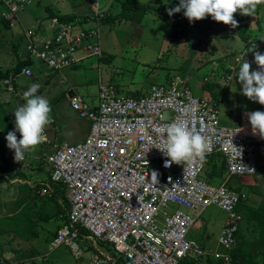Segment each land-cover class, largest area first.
<instances>
[{
	"label": "built area",
	"instance_id": "obj_1",
	"mask_svg": "<svg viewBox=\"0 0 264 264\" xmlns=\"http://www.w3.org/2000/svg\"><path fill=\"white\" fill-rule=\"evenodd\" d=\"M87 1L92 15L85 23L96 26H84L79 18L67 23L53 18L57 29L48 38L24 30L21 61L38 60L58 72L100 57L99 22L106 18V8L104 0ZM30 3L0 0V18L14 29L21 25L20 15ZM22 76L32 78V68L24 66L10 73L3 81L6 91L14 93V83ZM230 80L227 77L226 82ZM71 108L90 122V130L80 143L54 145L46 158L50 182L64 188L69 205L64 224L51 241L53 248L66 246L76 254L79 243L91 239L105 244L115 259L130 264H183L188 258L208 256L231 262L242 222L237 208L245 197L230 181L256 174V146L264 144L248 122L252 111H242L238 126H226L216 101L195 96L180 78L154 86L140 97L120 96L112 85L100 86L96 106L72 97ZM174 120L187 121L192 131L207 137L203 159L164 166L168 158L160 149L166 136L159 129ZM10 152L6 147L3 154L9 157ZM214 155L225 162V175L218 184L217 177L200 179ZM48 192L51 187L43 190ZM211 206L221 209L227 218L217 241L219 249L207 253L188 233ZM82 231L88 235L83 237ZM112 261L100 254L91 264Z\"/></svg>",
	"mask_w": 264,
	"mask_h": 264
},
{
	"label": "rangeland",
	"instance_id": "obj_2",
	"mask_svg": "<svg viewBox=\"0 0 264 264\" xmlns=\"http://www.w3.org/2000/svg\"><path fill=\"white\" fill-rule=\"evenodd\" d=\"M123 1L119 0L116 10L113 11L114 14L120 10L119 6ZM138 1L152 8L163 10L172 0ZM26 8L20 15V22L24 23V27L19 24L16 29L0 33V44H4L0 52V66L4 70L13 67L17 62L14 52V45L18 40L16 35H19L17 28L23 32V28L41 26L45 31L44 34H48L52 11L64 14L84 13L85 17L92 15L87 0H31ZM237 14L239 21L235 27L214 21L207 15L196 24L182 21L179 25L172 26L166 23L162 16L154 13L146 14L138 25L125 21L99 22L102 50L100 57L94 56L75 70L64 71L68 77L66 80L61 77V74L36 79L33 75L24 87L28 88L32 83L41 85L37 94L48 100L49 115L55 120V125L62 128L63 134L64 125L81 122L77 117L78 114L70 106L69 91L80 95L89 106H96L101 85H112L117 90L119 85H123L126 90L127 87L132 86V83H137L143 86V93H147L153 86L168 84L176 78L186 82L195 96L210 97L214 101L217 99L211 94V89L215 91L216 88L220 89L222 92H220L219 100L216 101L220 119L230 126L240 118L239 115L243 110L264 111V105L240 94L241 85L234 71L243 55L242 59L250 64V71L256 69V64L253 62V51L264 52V41L257 39L258 36L264 35V3L257 5L256 12L252 16L240 15L238 11ZM239 24H249L246 40H241ZM88 25L96 26L95 23ZM253 44L255 45L253 51H248ZM24 48L25 40L22 39L20 51L22 52ZM34 65L35 70L41 68L39 62ZM227 77H231L229 82H226ZM199 92L202 94L199 95ZM23 93L24 91L18 93V96L13 93V95L9 94L15 100L12 104L14 109L24 103ZM8 103L6 105L10 107L11 102ZM55 125L46 124L45 132L46 129L54 128ZM69 138L71 139L67 140L68 143H77L75 140L78 138ZM42 151L46 155L37 158L36 162L30 163L25 160L17 168H11L10 164L6 165L7 157L0 149L1 156H4L0 164L6 165L1 166L4 169L3 172L0 171V216L14 213L15 201L22 198L18 194L17 187L15 188L16 184H19L16 182L18 179L15 178L18 172H23L26 175L23 181L32 185L36 182L48 181L49 168L44 159L50 151L45 145V147L36 149L35 154L40 155ZM256 156L258 168L259 165H264V144H257ZM210 168L209 165L207 170ZM219 170L223 172L221 166ZM206 171L200 179L206 180ZM11 176L14 179H11ZM220 181L221 178L216 179V184ZM230 183L240 187L238 180L230 181ZM260 189L258 187V191ZM244 196L248 197L250 204L253 205H258L262 201L259 197L260 193L252 194L250 190L246 191ZM29 200L34 209L43 206V209L53 217L48 222H39L38 238L23 240L13 234L3 235L0 238V259L8 260L13 264H89L94 254L91 250L94 248L92 240L84 241L83 246L85 247L82 249L80 247L79 253L76 254L66 246L58 248L51 246L55 233L62 226L61 221L58 220V208L63 209L64 205L60 203L57 207L55 203L50 205L49 201L45 202L43 197ZM226 218L227 215L221 209L211 206L190 229L188 238L203 241L207 248L215 252ZM243 232L246 238L254 235L251 225L244 224ZM97 246L100 247L99 244Z\"/></svg>",
	"mask_w": 264,
	"mask_h": 264
},
{
	"label": "clouds",
	"instance_id": "obj_3",
	"mask_svg": "<svg viewBox=\"0 0 264 264\" xmlns=\"http://www.w3.org/2000/svg\"><path fill=\"white\" fill-rule=\"evenodd\" d=\"M261 3H264V0H178V4L167 9V12L171 16L183 10V16L189 23L203 19L207 15L214 21L235 27L237 21L233 18V13L238 11L240 15L252 16L257 5ZM257 39L264 41V35L258 36ZM254 48L253 44L248 51H253ZM242 57L234 70L235 77L241 85L240 94L264 105V52L253 51V62L257 68L251 71L249 62ZM40 87L39 83L30 84L23 93L24 103L13 110L14 127L5 135V141L6 147L13 150L16 161L23 159L26 151H31L45 139L43 131L45 125L50 122V107L48 100L37 94ZM247 119L253 134L258 133L260 138L264 139V111L249 112ZM159 131L164 132L166 136L164 146L160 149L168 158L164 161L165 167L171 163L181 164L194 158L203 159L208 150L207 137L192 131L187 121L174 120ZM16 133H19V139ZM153 174L156 178V173Z\"/></svg>",
	"mask_w": 264,
	"mask_h": 264
},
{
	"label": "trees",
	"instance_id": "obj_4",
	"mask_svg": "<svg viewBox=\"0 0 264 264\" xmlns=\"http://www.w3.org/2000/svg\"><path fill=\"white\" fill-rule=\"evenodd\" d=\"M178 4V0H172L165 9L161 10V8H152L149 5H145L140 3L138 0H124L120 5V10L116 14H108L104 19V22H132L139 24L143 17L148 13H154L157 16H162L164 21L169 25L176 26L179 25L180 22L185 21L189 22L186 17L183 16V10L178 13H173L171 16L168 15L167 9H171ZM51 17H57L60 22H70L75 19L74 16L69 15H60V14H50ZM233 18L239 21V17L237 12L233 13ZM201 20V19H200ZM200 20H193L191 24H196ZM239 35L241 40H246L247 33L249 31V24H239L238 25ZM2 31L9 32L11 28L9 24L2 18H0V33ZM4 44H0V52ZM18 45H14V52L17 57L18 56ZM32 60L27 59L25 61H21L18 58V61L12 68L4 70L0 66V148L5 144V135L8 131L12 130L14 117L10 115L6 108V103L4 102L2 96L7 91L4 89L3 81L10 76V73L19 72L24 66H31ZM257 68V65H256ZM221 91V90H220ZM219 94H214V96H218ZM217 101V100H216ZM216 160V162H215ZM210 165V170H207L206 179L213 180L215 177L223 178L225 175V162L224 159L220 155L212 156L208 161V166ZM223 169V172H220L219 167ZM3 169L0 166V171L3 172ZM16 177H19L21 180H25L26 175L23 172H18ZM11 179H14L11 176ZM246 178H240L238 181L240 185H243V180ZM10 181V180H9ZM18 189V194L22 197L19 200H16L14 205L15 214H8L5 216H0V238L6 234H13L23 240H29L32 238L39 237V222H48L53 216H50L45 212L43 206L37 209H34L30 200L32 198H38L40 195L36 194V190L39 186L36 185L35 188H32L27 183H19L16 184L15 188ZM57 189V188H56ZM59 189V188H58ZM39 191V190H38ZM38 193V192H37ZM31 194V195H30ZM28 195V196H26ZM51 200L52 203H56L55 200L56 195ZM63 196V195H62ZM64 198V196H63ZM64 202H66L64 198ZM68 204V203H67ZM238 212L244 213L245 220L248 224L251 225L253 233L256 235L253 240L250 242L246 241L243 237L242 229L237 233V247L231 252V264H264V202L260 204L258 207H250L246 205H240L237 208ZM58 211L61 212L58 208ZM82 236H87V232L82 231ZM257 233V234H256ZM86 240V239H85ZM240 240V241H239ZM99 246H105V244L98 242ZM100 246V247H101ZM16 257V256H14ZM17 258V257H16ZM122 260V259H121ZM123 261V260H122ZM124 262V261H123ZM0 264H13L8 260H1ZM124 264H130L125 262ZM208 264H213L212 261H209ZM220 264H223L220 261Z\"/></svg>",
	"mask_w": 264,
	"mask_h": 264
},
{
	"label": "crops",
	"instance_id": "obj_5",
	"mask_svg": "<svg viewBox=\"0 0 264 264\" xmlns=\"http://www.w3.org/2000/svg\"><path fill=\"white\" fill-rule=\"evenodd\" d=\"M31 1V0H30ZM118 2H119V0H104L103 1V3H104V7L106 8V17H107V15L108 14H114V10H116V7H117V4H118ZM119 8H120V6H119ZM27 9V8H26ZM118 12V10L116 11V13ZM51 13H54V14H60V15H69V16H74L75 17V19H78V18H80V17H82V16H84V13L82 14V13H78V14H64V13H61V12H54V11H52ZM79 16V17H78ZM53 18H57V17H51V15H50V21H51V25H49V28H48V30H47V32H48V34H44V29H42L41 28V26H38V27H33V28H23V32H24V30H35V31H37V33L39 34V36H41L42 38H48V37H50V36H52L55 32H56V29H57V24H55L54 22H53ZM86 18H87V16L85 17H83L82 19H81V22H82V24H84V26H89L88 24H90L91 22H88L87 24L85 23V22H87L86 21ZM58 19V18H57ZM21 23V22H20ZM62 23H65V22H62ZM107 23H110V22H107ZM24 25V23L22 24L21 23V27H24L23 26ZM138 25V24H137ZM14 29H16V28H14ZM18 29V34L19 35H16L17 37H18V40H17V42H16V44L18 45V56L19 57H16L17 58V61H18V58H20V55L22 54H25V48L23 49V51L21 52L20 51V42H21V40L23 39V36H22V34H23V32H21V30H19V28H17ZM11 30H13V29H11ZM15 44V45H16ZM25 45H26V43H25ZM263 49H264V43H263ZM21 52V53H20ZM16 56V55H15ZM90 58H92V57H90ZM29 59V58H28ZM87 59H89V58H87ZM86 59V60H87ZM21 60V59H20ZM86 60H84L82 63H80L79 65H77V66H73V67H70V68H64V69H62L61 71H58V72H52V71H50V70H48L40 61H38V60H32V65L30 66L31 68H32V71H33V75L34 76H36L35 77V79L37 78V77H39V78H44V77H46V76H48V77H50V76H52V75H55V74H61V77L63 78V79H67L68 77H67V74H66V72H64V71H67V70H75L77 67H79L81 64H83ZM36 62H39L40 64H41V68L40 69H37V70H35V63ZM12 68V67H11ZM9 69V68H8ZM6 70V69H5ZM74 75V74H73ZM32 78H33V76H32ZM23 79V80H22ZM31 80V78H26V77H20V78H18L17 80H16V82L14 83V95H17L18 93H20V92H23V91H26V89L27 88H25L24 86H25V84L27 83V81L28 80ZM66 82H68L69 83V81H66ZM102 86V85H101ZM189 86V85H188ZM121 87H123V85H119V87H118V90L117 91H119V93H118V95H120V94H122V95H124V96H126V97H129V96H131V97H140V96H144V95H147V94H149V92H147V93H143V86H141L140 84H137V83H132V86H129V87H127L126 88V90H125V88L123 87V88H121ZM154 87V86H153ZM152 87V88H153ZM100 88V87H99ZM4 89L6 90V88L4 87ZM220 92H222V91H220V89H218V88H216V91H215V89H211V94L214 96V94L216 93V94H219L218 96H217V100H219V96H220ZM13 95L12 93H10V92H8L7 91V93H4V95L2 96V98H3V100H4V102H6V104L8 105L9 103L8 102H11V106L10 107H8L7 105H6V108H7V110H8V112H10V114H11V116H13V110H14V107H13V103H14V101L15 100H13L12 99V97L10 96V95ZM69 99H70V106H71V100H72V97H80V95H76V93H74L73 91H69ZM199 95H201L202 94V92L200 93H198ZM18 96V95H17ZM121 96V95H120ZM198 97H201V96H198ZM216 97V96H215ZM82 98V97H81ZM202 98V97H201ZM83 99V98H82ZM15 105H17V104H15ZM20 105V104H19ZM11 111H10V110ZM244 111V110H243ZM241 113H242V111H241ZM77 114V113H76ZM241 115V114H240ZM240 115H239V117H240ZM14 117V116H13ZM77 117L81 120V122H76V123H74V124H70V125H68V126H70V127H68V126H66V125H64V129H65V131H64V134L62 133V128L61 127H57L55 124V120L51 117V115H49V123H51V124H53V125H55V127L54 128H48V129H46V135H45V139H44V141L43 142H41L40 144H38L37 146H35L31 151H26L25 153H24V155H23V161H25V160H27V161H29L30 163H34V162H36L37 161V158H40L41 156H45L46 154L44 153L43 154V151L41 152V154L40 155H38V154H35V150L36 149H40V148H42L43 146L45 147V145H47V148L49 149V151H50V153H49V155L53 152V150H54V145H59V144H61V143H64V142H66V143H68L67 142V140H70L71 138H69V137H76V138H78L77 140H75L77 143H80V142H82L87 136H88V133H89V130H90V122L88 121V120H86V119H82V118H80L78 115H77ZM222 122V121H221ZM239 123H240V118H238L236 121H234V123L232 124V125H230V126H238L239 125ZM222 124H224V125H226V126H228L227 125V123L226 122H222ZM16 136H17V139H19L20 138V135H19V133H16ZM77 143H75V144H77ZM69 144H71V143H69ZM0 149H2L3 151H5V149H6V142H5V144L0 148ZM48 156V155H47ZM1 158L3 159L4 158V156L2 157L1 156V152H0V160H1ZM47 158V157H46ZM46 158L44 159L45 161H46ZM264 158V157H263ZM6 165L7 164H10V166H11V168H17L18 167V165L19 164H21L23 161L22 160H20V161H16V160H14V154H13V150H11V152H10V154H9V157H7V159H6ZM6 165H3V164H0V166H6ZM48 166V165H47ZM48 168H49V166H48ZM49 171V173H48V175H49V177H48V181L47 180H44V181H40V182H36V184H34V185H32V184H30L29 182H27V181H23V180H20L18 177H15V178H17L18 180L16 181V182H19V183H27V184H29V186L30 187H32V188H35L36 187V185L37 186H39V188L36 190V194H38V195H40V197H43L44 198V200H46L45 202H47V200L48 199H52L54 196H52V195H56L55 196V200L57 199V201H56V203H55V205H56V207H57V205L59 206V203L61 204V205H64V208L62 209V208H59L60 210H62L61 212H59V219L58 220H60L61 221V223H62V225L64 224V218L66 217V215L68 214V212H69V205L67 204V203H65L64 202V198H65V200H66V197H65V190H64V188L60 185V184H55V183H51L50 182V169H48ZM17 173V172H16ZM244 182H243V185H240V187L238 188V191L240 192V193H242L243 195H244V193H246V191H248V190H250L251 191V193L252 194H259L260 193V196L259 197H261L262 198V201L258 204V205H253V204H250V200H248V197L246 198L245 196V198L242 200V202H241V204L240 205H246V206H250V207H253V208H255V207H258L260 204H262L263 202H264V187H263V184H264V165H259V167L257 168V171H256V174L254 175V176H252V177H246V179L245 180H243ZM16 182H14V183H16ZM261 185V186H260ZM47 187H51V189H52V192H48L47 194H44L43 193V190L45 189V188H47ZM258 187H260L261 189H260V191L262 192H260V191H258ZM55 188V189H54ZM57 188V189H56ZM59 188V189H58ZM15 190V189H14ZM39 190V191H38ZM38 192V193H37ZM64 196V198H63V196ZM250 201V202H249ZM53 201H49V204L50 205H53V203H52ZM67 202V201H66ZM48 203V202H47ZM239 205V206H240ZM239 206H238V208H239ZM44 208V207H43ZM210 208V207H209ZM207 210V209H206ZM205 210V211H206ZM204 211V212H205ZM45 212H46V210H45ZM204 212L202 213V215L200 216V218L199 219H201V217L203 216V214H204ZM47 214H49L50 216H52L49 212H46ZM241 216H242V222H241V225H240V229H242V231H243V226H244V224H247L248 226L250 225V224H248L247 222H246V220H245V216H244V213H242V212H240L239 213ZM52 219V218H51ZM199 219H197V221L199 220ZM196 221V222H197ZM195 222V223H196ZM225 225V224H224ZM62 227V226H61ZM224 227V226H223ZM58 231V230H57ZM222 232V231H221ZM56 234V233H55ZM221 234V233H220ZM257 234V233H256ZM243 237L245 238V240L246 241H248V242H250L251 240H253V238H255L256 237V235L254 234L251 238H246L245 237V233L243 232ZM191 239V238H190ZM86 240H89V239H86ZM85 239H84V241H86ZM91 240V239H90ZM192 240H195V239H192ZM84 241L82 240L80 243H79V245H80V247H81V249L82 248H84L85 246H83V243H84ZM195 241H197L201 246H202V248L205 250V252H207V253H213V250L212 249H209V248H207L206 247V245L203 243V241H198V240H195ZM240 241V240H239ZM93 243V249H91V250H93L94 251V254H93V257L94 256H96V255H104L105 257H108V258H113L114 259V261H112V264H124L125 262H123L121 259H115V257H114V254H112L111 253V251L107 248V246H101V247H98L97 246V244L98 243H96V242H92ZM101 248V249H100ZM217 249H219V247H218V244H217V246H216V248H215V251L217 250ZM93 257L91 256V260H90V263L89 264H91V262H92V259H93ZM219 261H217L214 257H212V256H208V257H206V258H203V259H199V260H195L194 258H188V259H186L185 261H183V264H208V262L209 261H212V263L213 264H220V261H222L223 262V264H228V263H225L223 260H221V259H218ZM231 261H232V258H231ZM229 264H231V262L229 263Z\"/></svg>",
	"mask_w": 264,
	"mask_h": 264
}]
</instances>
